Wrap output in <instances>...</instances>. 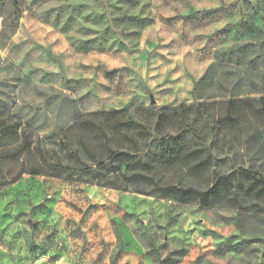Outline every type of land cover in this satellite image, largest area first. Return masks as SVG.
Segmentation results:
<instances>
[{
    "label": "clouds",
    "instance_id": "1",
    "mask_svg": "<svg viewBox=\"0 0 264 264\" xmlns=\"http://www.w3.org/2000/svg\"><path fill=\"white\" fill-rule=\"evenodd\" d=\"M259 181L264 0H0V264H264Z\"/></svg>",
    "mask_w": 264,
    "mask_h": 264
},
{
    "label": "rangeland",
    "instance_id": "2",
    "mask_svg": "<svg viewBox=\"0 0 264 264\" xmlns=\"http://www.w3.org/2000/svg\"><path fill=\"white\" fill-rule=\"evenodd\" d=\"M210 10V9H208ZM135 19V18H132ZM228 30V25H225V27L223 29H221V31H227ZM154 102V101H153ZM261 183H264V181H259ZM32 188H33V184L31 183V181H25V180H21L17 185L16 188L14 189L15 193L17 196H24L29 192H32ZM34 196H39L41 195V193H33ZM12 201L9 200L8 203L10 204ZM126 206L131 208V209H135L137 207L136 205V201L134 199L132 200H128L126 201ZM37 209H44L45 205L44 204H38ZM50 211V210H49ZM23 214V213H21ZM133 213H130V215ZM197 223H200L199 221Z\"/></svg>",
    "mask_w": 264,
    "mask_h": 264
},
{
    "label": "trees",
    "instance_id": "3",
    "mask_svg": "<svg viewBox=\"0 0 264 264\" xmlns=\"http://www.w3.org/2000/svg\"><path fill=\"white\" fill-rule=\"evenodd\" d=\"M209 11H214V9H210Z\"/></svg>",
    "mask_w": 264,
    "mask_h": 264
}]
</instances>
